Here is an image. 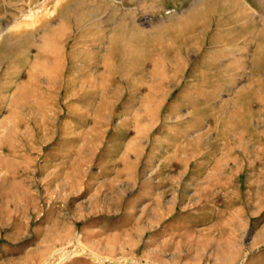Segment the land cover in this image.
Instances as JSON below:
<instances>
[{"label": "rangeland", "instance_id": "374dc122", "mask_svg": "<svg viewBox=\"0 0 264 264\" xmlns=\"http://www.w3.org/2000/svg\"><path fill=\"white\" fill-rule=\"evenodd\" d=\"M0 264H264V0H0Z\"/></svg>", "mask_w": 264, "mask_h": 264}, {"label": "bare ground", "instance_id": "6f19581e", "mask_svg": "<svg viewBox=\"0 0 264 264\" xmlns=\"http://www.w3.org/2000/svg\"><path fill=\"white\" fill-rule=\"evenodd\" d=\"M238 2V1H237ZM239 2H240V0H239ZM243 7V6H242ZM243 9V8H242Z\"/></svg>", "mask_w": 264, "mask_h": 264}]
</instances>
